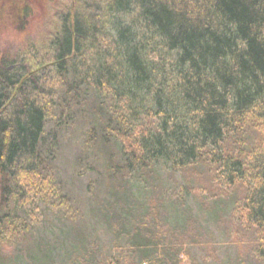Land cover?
Segmentation results:
<instances>
[{"label":"trees","instance_id":"trees-1","mask_svg":"<svg viewBox=\"0 0 264 264\" xmlns=\"http://www.w3.org/2000/svg\"><path fill=\"white\" fill-rule=\"evenodd\" d=\"M44 2L4 0L0 17L25 19ZM67 7L46 43L0 48V249L27 238L40 200L63 199L50 161L62 134L83 122L107 182L157 180L167 170L188 188L195 176L215 183L260 232L264 257V0ZM111 206L105 215L128 226L130 210ZM150 222L115 235L103 264H196L181 259L177 226L156 215Z\"/></svg>","mask_w":264,"mask_h":264},{"label":"rangeland","instance_id":"rangeland-1","mask_svg":"<svg viewBox=\"0 0 264 264\" xmlns=\"http://www.w3.org/2000/svg\"><path fill=\"white\" fill-rule=\"evenodd\" d=\"M71 1L45 0L25 19L3 14L2 52L16 51L29 41L46 43L54 34V15L64 13ZM81 123L62 134L50 161L63 199L51 194L50 203L40 200L31 209L30 233L16 246L0 249V264H103V255L111 257L115 235L137 223H151L152 215L166 228L178 227L181 259L190 258L196 264H264V257L257 255L260 232L245 227L233 193L215 194L216 184L211 186L199 176L188 188L181 175L167 170H162L158 181L133 178L125 186L114 187L104 179L102 152L87 145ZM113 203L124 212L130 210L128 226L125 217L105 215Z\"/></svg>","mask_w":264,"mask_h":264}]
</instances>
